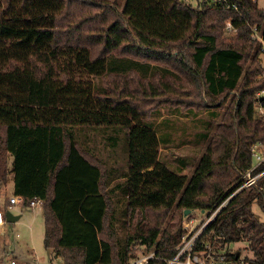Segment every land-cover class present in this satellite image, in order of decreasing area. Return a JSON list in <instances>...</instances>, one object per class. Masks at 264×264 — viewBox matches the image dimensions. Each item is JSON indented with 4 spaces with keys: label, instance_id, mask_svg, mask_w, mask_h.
<instances>
[{
    "label": "trees",
    "instance_id": "16d2710c",
    "mask_svg": "<svg viewBox=\"0 0 264 264\" xmlns=\"http://www.w3.org/2000/svg\"><path fill=\"white\" fill-rule=\"evenodd\" d=\"M115 6L69 0L62 13L33 18L10 16V2L0 10V111L12 105L7 111L16 120L0 124V196L13 174L14 194L25 204L44 200L45 248L65 264H130L136 247L154 253L147 264H167L182 242L185 211L214 212L232 196L194 250L210 251L225 264H264V221L252 209L255 203L264 209V176L242 187L251 148L264 143L257 112L264 51L248 26L257 25L264 37V10L253 0H241V14L181 0ZM229 19L239 26L231 39L224 30ZM161 70H180L198 109H215L213 119L227 105L216 139L190 177L182 172L184 161L173 170L160 160L167 140L161 142L156 123L131 100L135 93L101 83L111 75L148 78ZM21 105L44 107L43 122L23 123ZM99 149L108 156L99 157ZM119 149L125 180L109 188L119 177L111 166ZM262 171L264 163L253 174ZM174 208L175 222L162 230ZM237 243H247L252 256L231 251Z\"/></svg>",
    "mask_w": 264,
    "mask_h": 264
},
{
    "label": "rangeland",
    "instance_id": "374dc122",
    "mask_svg": "<svg viewBox=\"0 0 264 264\" xmlns=\"http://www.w3.org/2000/svg\"><path fill=\"white\" fill-rule=\"evenodd\" d=\"M69 0H64L65 2ZM99 2L103 0H90ZM114 3L117 7H121L123 0H107ZM6 2H10L9 15L13 17H36L44 14H60L64 8V3L56 2L55 0H0V10L5 8ZM260 9L264 10V0H256ZM23 3V4H22ZM262 67L264 68V52L259 56ZM165 65V63L159 62ZM174 71L173 75H168L165 70H161L158 74L148 78H143L140 74H131L126 76H108L101 83L104 86L117 88L128 86L133 91V100L145 112L149 121H154L158 128V135L161 142L160 160L173 170L181 168V162L186 163L183 174L188 177L192 176L200 158L206 153L213 138L216 137L222 115L226 111L227 105L219 109L221 116L213 119L209 112L211 110H199L197 107L196 92L188 82V78L180 70ZM232 96H230V99ZM190 105L195 106L194 112L198 115L193 116L190 113ZM12 105H3L6 111H0V124L14 123L15 116L9 114L7 110L12 109ZM22 119L25 124H40L44 119V107L24 106L18 107ZM199 110V111H198ZM259 111V105H258ZM212 124V129L209 128ZM209 134V135H208ZM216 139V138H215ZM115 162L112 163L115 169L118 170V178L109 188H112L115 183H121L125 180L123 175L127 172L126 158L123 156V149H119ZM99 157L105 158L107 152L97 151ZM219 156V151L215 147V158ZM111 164V162H110ZM116 196V195H115ZM123 196L117 193L116 198ZM8 201L6 199L3 200ZM253 212L258 219L264 221V209L258 204L253 205ZM21 211V213H19ZM44 210L36 209L33 211L29 207H21L15 211L20 216V220L15 225L7 223L5 230H0V264H11L14 259H17V264H65L61 256H56L52 251L45 248V220ZM175 214V215H174ZM175 208L164 220L162 230L173 224V215L177 218ZM209 214V212L204 213ZM201 211H197L195 215L196 226L204 216ZM185 220L187 216H185ZM184 220V221H185ZM192 226V225H191ZM247 243H237L229 246L231 251L239 252L242 259L251 257L252 253L246 249ZM136 257L132 258L134 262L138 257L148 256L151 254L145 253L142 250L138 252V247L135 248ZM208 264H225L210 260Z\"/></svg>",
    "mask_w": 264,
    "mask_h": 264
},
{
    "label": "built area",
    "instance_id": "2783aa9c",
    "mask_svg": "<svg viewBox=\"0 0 264 264\" xmlns=\"http://www.w3.org/2000/svg\"><path fill=\"white\" fill-rule=\"evenodd\" d=\"M183 3L196 8L201 9L204 6L211 10H225L231 11L234 13L241 14V7L240 2L241 0H181ZM256 1V0H253ZM251 30V38L257 40L258 42L263 44V51H264V37L262 30H259L257 25H248ZM224 30L229 39L234 38L239 32V26L235 24V22L231 19L227 20L225 23ZM259 101L260 97H263V100L259 102V111L257 109L258 115L264 119V90L258 93ZM251 155H252V168H250L246 174L243 175L242 180L244 181L242 187H249L264 176V171L259 172L258 174L254 175V170L259 167L261 164L264 163V143L259 141L256 142L251 148ZM230 196L229 199H231ZM228 199V200H229ZM227 200V201H228ZM225 201L220 208L215 210L214 212H210L209 214H205L203 218L197 222L196 226H193L195 223V215L197 211L190 212L187 215V219L184 221V236L182 238V242L180 246H178V252L174 258L170 259L167 264H208L210 260L217 261L221 263H225L223 258L216 259L214 258L210 251L209 252H196L194 250L195 245L198 243L201 235L205 231V229L210 225V223L216 218L219 210L227 203ZM8 205L5 203L0 202V230L3 231L6 224L8 223L6 218L7 210L12 211L15 207H29L33 211L36 209L43 210L44 207V200L40 197H34L27 204H25L22 197L17 195H12L9 198ZM192 225V226H191ZM155 255L154 253L149 254L148 256L138 257L137 260L131 262L130 264H147L149 259L153 258ZM11 264H17L16 260H13Z\"/></svg>",
    "mask_w": 264,
    "mask_h": 264
},
{
    "label": "crops",
    "instance_id": "0c3cea01",
    "mask_svg": "<svg viewBox=\"0 0 264 264\" xmlns=\"http://www.w3.org/2000/svg\"><path fill=\"white\" fill-rule=\"evenodd\" d=\"M28 18H33V17H28ZM24 123V121H23ZM11 164H12V158L10 159V168H11ZM1 196H0V202H3L4 199L8 200V201H5V205H8L10 204L9 203V198L14 195V175L13 174H9L8 177H7V181H6V184H2L1 186ZM4 203V202H3ZM21 207H15L12 211H10L12 214H13V217L12 219L15 218V216H19L17 213H15V211L17 210H20ZM7 212H9V210H7ZM6 212V213H7ZM21 213V211L19 212ZM20 220V218L18 220H15L12 221V222H8V223H13V224H17L18 221ZM5 230V229H4ZM3 230V231H4ZM14 260H17V259H14ZM17 262V261H16Z\"/></svg>",
    "mask_w": 264,
    "mask_h": 264
},
{
    "label": "water",
    "instance_id": "95a60500",
    "mask_svg": "<svg viewBox=\"0 0 264 264\" xmlns=\"http://www.w3.org/2000/svg\"><path fill=\"white\" fill-rule=\"evenodd\" d=\"M262 100H263V97H260V101H262ZM190 212H191L190 210H186L185 216H187ZM12 217H13V214L10 211L6 213V218H7L8 222H12V221H14V219L18 220L20 218V216H15L14 219H12Z\"/></svg>",
    "mask_w": 264,
    "mask_h": 264
}]
</instances>
